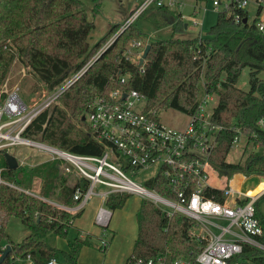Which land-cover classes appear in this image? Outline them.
<instances>
[{
  "label": "trees",
  "instance_id": "trees-1",
  "mask_svg": "<svg viewBox=\"0 0 264 264\" xmlns=\"http://www.w3.org/2000/svg\"><path fill=\"white\" fill-rule=\"evenodd\" d=\"M261 10L258 5L256 16L249 22L246 8L230 7L217 12L205 36L160 39L149 38L135 20L143 18L157 28L170 26L174 33L183 31L186 22L179 12L153 3L96 56L121 24L112 23L91 44L89 37L94 22L81 0H0V84L14 58L42 82L47 92L86 66L59 96L60 105L38 114L25 131L26 136L81 154H100L104 149L102 143L89 135L82 120L96 96H106L115 88L135 89L146 97L147 108L190 113L204 92L215 93L217 105L211 118L223 129L210 156L212 167L227 175L237 172L264 176V132L256 126L257 118L264 113V79L260 77L264 70V32L257 27ZM133 39L141 42L147 39L150 45L141 65L139 60L133 61L124 54ZM244 67L249 69L248 90L236 86ZM123 76L125 81L121 83ZM237 129L246 135L247 144L258 143L259 149L238 161H228ZM4 152H0L2 179L37 190L64 205H74L72 196L76 187L87 186L85 179L74 172H65L56 160L10 169ZM129 196L113 193L105 204L113 212L122 208ZM205 197L223 201L225 195L222 190L208 188ZM82 211L71 213L0 183V254L2 239L11 245L0 264H29L25 260L27 255L32 264H44L52 258L58 262L61 254L66 264H79L81 248L90 244L88 234L81 237L75 232L67 240V251L51 245L47 238L50 235L66 238L74 228L69 221L78 218ZM255 214L262 226L260 240L264 243V219L257 201ZM12 219L28 229L15 243L6 230ZM135 223L136 236L128 256H165L173 260L197 252L190 234L192 223L180 214L168 218L153 203L141 199ZM236 259L240 264H264V252L243 244Z\"/></svg>",
  "mask_w": 264,
  "mask_h": 264
},
{
  "label": "built area",
  "instance_id": "built-area-1",
  "mask_svg": "<svg viewBox=\"0 0 264 264\" xmlns=\"http://www.w3.org/2000/svg\"><path fill=\"white\" fill-rule=\"evenodd\" d=\"M250 1L212 0V8L218 11L230 7L242 9ZM254 2L261 5L263 0ZM153 3L172 10H175V5H182L175 0H135V8L129 18L121 23L96 56L114 40L118 32L128 27ZM198 11L194 6L190 15L179 10L176 12H179L182 20L190 19L197 25ZM235 18L238 20L239 15L236 14ZM257 27L264 32V20H259ZM144 46L145 43L133 39L124 54L130 59L134 50H138V60ZM85 69L86 66L70 75L33 103L26 102L19 95L17 86L3 96L0 94V152L19 146L32 147L39 156L45 157L44 160H56L65 172H74L76 176L85 179L87 186H78L73 192L72 197L76 203L72 206L64 205L55 198L1 177L0 183L71 213L83 210L93 196L99 198L100 204L95 210L93 222L100 229L98 239L102 250L109 245L107 230L113 213L105 202L113 193L140 196L158 207L166 217L180 214L192 223L190 234L197 244L195 254L179 256L173 260L165 256H128L123 264H240L236 257L242 252L243 244L264 252V243L260 240L263 230L255 214V203L264 189L254 196L248 195L241 190L243 182L239 187L233 185V179L239 173H219L210 163V156L223 129L211 118L217 105L215 93H203L194 110L185 113L187 123L182 128L164 123L159 117V110L147 108L146 97L135 89L124 91L115 88L106 96H96L83 116L89 135L104 146L100 154L72 152L25 135L33 119L45 110L50 112L59 103V96ZM140 70H143L142 66ZM124 81L125 76L120 79L121 83ZM256 126L264 132V113L257 118ZM241 138L246 140V135L237 129L230 150L239 146ZM253 145L259 149L258 143ZM19 165L26 166V158L20 159ZM146 171L152 173L143 176L142 186L135 178ZM211 176L216 178V183L211 181ZM255 176L264 179L262 175ZM208 188L222 190L224 200L205 197ZM69 223L73 224V220ZM25 260L32 264L29 255ZM44 264L58 262L52 258Z\"/></svg>",
  "mask_w": 264,
  "mask_h": 264
},
{
  "label": "rangeland",
  "instance_id": "rangeland-1",
  "mask_svg": "<svg viewBox=\"0 0 264 264\" xmlns=\"http://www.w3.org/2000/svg\"><path fill=\"white\" fill-rule=\"evenodd\" d=\"M175 1L182 3V5L180 7H178V5H175L174 9L176 11H181L185 15H190L193 7L196 6L197 10H199L196 15V19L199 21V24L194 25L190 19H187L185 20V22L187 23V27L183 29V31L174 33L170 26L157 28L143 18L136 19L134 23L140 30L144 31L149 38L156 37L160 39H167L170 37L190 38L197 35L205 36L209 27L214 24L217 12L219 10L212 8V0ZM88 3H90L91 6L89 7L87 5L86 11L90 12L89 17L94 22V28L91 31L89 37V42L91 44H94L97 40H99L108 31L112 23L121 24L125 22L135 8V0H91ZM94 6H97L95 7V10L93 9ZM257 6L258 5L254 2V0L250 1V3L247 5V19L249 22H251L256 16ZM261 8L262 10L258 18L259 20H264V18H262L264 14V0L261 4ZM92 9L94 11L93 14L91 12ZM117 30L118 28L116 29V31ZM146 42L147 39H144L143 43ZM104 44H106V42ZM128 46L129 43L126 49L128 48ZM137 54L138 50H134V52L130 56V59L133 61H137ZM248 75L249 69L247 67H244L236 82V86L243 90H248ZM260 77L264 79V70L261 71ZM14 86L18 87L19 95L28 103L36 102L37 100L44 97L45 94H47V91L45 90L42 82L38 81L35 76L29 71V69L21 62H19L16 58L12 60L7 74L0 84V94L2 96L5 95L7 91ZM57 105H60V102ZM52 108L50 109V111L52 110ZM159 117L170 127L182 128L187 123V115L175 109H161L159 110ZM36 141H40V139L36 138ZM238 145L239 146H236L230 150L227 156L228 161H238L239 159L244 158L250 152L258 150L255 145L247 144L246 140L243 138H241V141ZM7 152L12 155L14 154L17 159L18 165L20 159L26 158V166L28 167L43 162V160L45 159V157L39 156L35 149L27 146L9 148L7 149ZM151 173V171H146L144 172V174L140 173L136 176L135 181L143 186V176H149L151 175ZM258 179L259 178L255 175L246 176L241 185V190L246 192V189L249 188V192H254L258 188L255 183ZM211 181L213 183H216V178L214 176H211ZM145 188L148 191L154 193L152 189L148 187ZM140 200V196L130 194L124 206L112 213L109 224H111L110 227L114 230L115 236L113 237V240H110L111 228H108L107 232L110 242L106 250L104 251L99 247L98 236L90 237V244L83 246L79 252V264H119L118 257L121 253H131L133 242L136 236L135 209ZM99 204V198L93 196L89 204L86 205L80 215L83 220L89 222L90 227L92 225V227L96 228L98 232H100V229L94 224L92 215L95 213V210L97 209ZM257 208L260 215L264 219V194H261L257 199ZM74 229L75 228L70 229L66 238L50 235L48 236L47 240L51 245L67 251L69 250L67 240L72 239L75 235ZM6 230L9 234L11 242L13 243L19 242L28 233V229L20 224L17 219L10 220ZM7 245L11 246L9 242H7L5 239H2V250L5 249ZM58 264H66V261L62 254L58 258Z\"/></svg>",
  "mask_w": 264,
  "mask_h": 264
},
{
  "label": "crops",
  "instance_id": "crops-1",
  "mask_svg": "<svg viewBox=\"0 0 264 264\" xmlns=\"http://www.w3.org/2000/svg\"><path fill=\"white\" fill-rule=\"evenodd\" d=\"M83 3H84V5H85V8H87L86 6L88 5L89 7L91 6L90 5V3H88V2H90L91 0H81ZM119 1H122V0H119ZM87 14H88V17L90 16V12H87ZM90 18V17H89ZM262 18H264V14H263V17ZM186 27H187V25H186ZM239 174H242V173H239ZM242 176L244 177V179L246 178V175H243L242 174ZM137 207H138V205H137ZM137 207H136V209H137ZM136 209H135V212H136ZM93 212H94V210H93ZM114 212V211H113ZM93 214V213H92ZM92 216H94V214L92 215ZM93 218V217H92ZM110 225L111 224H109V229L111 228L110 227ZM73 227L75 228L74 230H75V232H79V235L81 236V237H84L86 234H88L90 237H97L98 236V231L96 230V228H94V227H92V225H91V227L89 226V222H87V221H85V220H83L82 219V217L80 216V217H78V218H76L74 221H73ZM110 237H111V239L110 240H113V237L115 236V234H114V230L111 228L110 229ZM90 233H92V234H90ZM128 253L126 252V253H121L120 254V256L118 257V262H119V264H123V262H124V260L128 257Z\"/></svg>",
  "mask_w": 264,
  "mask_h": 264
},
{
  "label": "water",
  "instance_id": "water-1",
  "mask_svg": "<svg viewBox=\"0 0 264 264\" xmlns=\"http://www.w3.org/2000/svg\"><path fill=\"white\" fill-rule=\"evenodd\" d=\"M243 22H246V18L243 19ZM186 27V24H185ZM150 45L149 44H145L144 48H143V52L141 57L139 58V65L142 64L143 60L145 59L148 51H149ZM82 120H84V116H82ZM4 158L6 161V164L8 166V168L10 169H14L18 166V162L17 159L14 155L10 154L9 152H4ZM10 251V246L7 245L5 249L2 250L1 254H0V263L5 259L6 255L8 254V252Z\"/></svg>",
  "mask_w": 264,
  "mask_h": 264
},
{
  "label": "bare ground",
  "instance_id": "bare-ground-1",
  "mask_svg": "<svg viewBox=\"0 0 264 264\" xmlns=\"http://www.w3.org/2000/svg\"><path fill=\"white\" fill-rule=\"evenodd\" d=\"M242 182H243L242 175H240V174L235 175V177L233 179V185L236 187H239ZM255 183L258 186V188L254 192H249V188H247L246 194L254 196L257 193H259L261 190L264 189V179L259 178Z\"/></svg>",
  "mask_w": 264,
  "mask_h": 264
}]
</instances>
